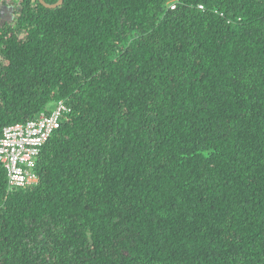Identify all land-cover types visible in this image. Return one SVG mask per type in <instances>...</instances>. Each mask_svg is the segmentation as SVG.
<instances>
[{
  "label": "trees",
  "instance_id": "16d2710c",
  "mask_svg": "<svg viewBox=\"0 0 264 264\" xmlns=\"http://www.w3.org/2000/svg\"><path fill=\"white\" fill-rule=\"evenodd\" d=\"M9 2L0 138L70 112L0 165V264H264V0Z\"/></svg>",
  "mask_w": 264,
  "mask_h": 264
},
{
  "label": "built area",
  "instance_id": "2783aa9c",
  "mask_svg": "<svg viewBox=\"0 0 264 264\" xmlns=\"http://www.w3.org/2000/svg\"><path fill=\"white\" fill-rule=\"evenodd\" d=\"M174 9V4H170ZM203 10V6H198ZM70 112L63 102L56 103L49 115L41 114L35 120L5 127L0 138V165L6 172L10 190L32 186L37 183L34 172L41 148L60 126L65 114Z\"/></svg>",
  "mask_w": 264,
  "mask_h": 264
},
{
  "label": "rangeland",
  "instance_id": "374dc122",
  "mask_svg": "<svg viewBox=\"0 0 264 264\" xmlns=\"http://www.w3.org/2000/svg\"><path fill=\"white\" fill-rule=\"evenodd\" d=\"M10 2H9V0H0V11L2 12V10H3V12H7V11H12V9H10ZM8 13V15H7V18L9 19V20H11L12 19V13Z\"/></svg>",
  "mask_w": 264,
  "mask_h": 264
},
{
  "label": "water",
  "instance_id": "95a60500",
  "mask_svg": "<svg viewBox=\"0 0 264 264\" xmlns=\"http://www.w3.org/2000/svg\"><path fill=\"white\" fill-rule=\"evenodd\" d=\"M39 1V3L41 4V5H43L45 8H49V9H53V8H57V7H59L62 3H63V0H58L55 4H53V5H47L46 3H44V1L43 0H38Z\"/></svg>",
  "mask_w": 264,
  "mask_h": 264
}]
</instances>
